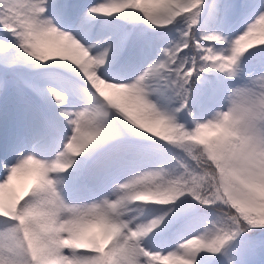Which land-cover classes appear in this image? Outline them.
I'll return each instance as SVG.
<instances>
[{
  "label": "snow or ice",
  "instance_id": "snow-or-ice-1",
  "mask_svg": "<svg viewBox=\"0 0 264 264\" xmlns=\"http://www.w3.org/2000/svg\"><path fill=\"white\" fill-rule=\"evenodd\" d=\"M0 264H264V0H0Z\"/></svg>",
  "mask_w": 264,
  "mask_h": 264
}]
</instances>
